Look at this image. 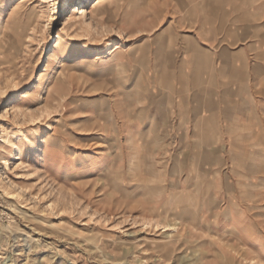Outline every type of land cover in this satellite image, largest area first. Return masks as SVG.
Returning <instances> with one entry per match:
<instances>
[{
    "label": "rangeland",
    "instance_id": "rangeland-1",
    "mask_svg": "<svg viewBox=\"0 0 264 264\" xmlns=\"http://www.w3.org/2000/svg\"><path fill=\"white\" fill-rule=\"evenodd\" d=\"M76 1L0 0V264H264L259 139L191 137L178 105L264 0H122L65 31Z\"/></svg>",
    "mask_w": 264,
    "mask_h": 264
},
{
    "label": "crops",
    "instance_id": "crops-1",
    "mask_svg": "<svg viewBox=\"0 0 264 264\" xmlns=\"http://www.w3.org/2000/svg\"><path fill=\"white\" fill-rule=\"evenodd\" d=\"M246 16L237 19L238 31L227 32L217 48H207L205 58L192 59L178 87L189 93L178 104L185 112L179 122L191 137H210L214 131L220 137L233 132L258 138L247 152L264 153V7L247 9Z\"/></svg>",
    "mask_w": 264,
    "mask_h": 264
},
{
    "label": "bare ground",
    "instance_id": "bare-ground-1",
    "mask_svg": "<svg viewBox=\"0 0 264 264\" xmlns=\"http://www.w3.org/2000/svg\"><path fill=\"white\" fill-rule=\"evenodd\" d=\"M49 2H53L52 6L53 8L51 9L54 11L52 14L53 19L56 18V14H60V8H58V5L61 4V0H48ZM121 1L122 0H89V3L87 4L86 0H77L75 4H73V12L69 14L68 18L66 19L64 29L65 31L72 29L77 26V23H79V26H77V29H82L84 32H90L94 28L98 29V26L104 25L111 23L113 21H116V18L121 14L122 11V6H121ZM135 1V0H134ZM40 2V1H39ZM68 5V3H66ZM108 6L107 12L109 13L107 17H103L100 20L97 21L96 26H93L90 22H88L86 19H83L85 17H88L89 15L94 17V14H97L101 12L102 8ZM16 9V8H15ZM31 11V10H30ZM79 17V19H77ZM118 19V18H117ZM59 38L62 36L59 35ZM105 51H109L112 47L113 44L112 42H108L106 44ZM74 79L73 76L66 77L64 80L65 83L69 82L70 80L72 81ZM232 103V102H231ZM11 108V107H10ZM20 112L24 113V110L20 107L17 106V109ZM48 111V108L45 110ZM128 143L130 144L129 146H133L135 144V138L133 135L129 136ZM19 148L16 147L15 150H12L10 155L11 158L16 157L17 152ZM243 159V158H242ZM10 160L8 158H3V162L5 164V168L8 167L10 164ZM9 193L19 197L20 193H17L16 191H8ZM53 202L49 204V206H53ZM146 225H153L156 227L157 230L163 229V231H169L172 229V224L170 223H165L162 221H156L155 223L152 222V220L145 222ZM174 225V224H173ZM175 226V225H174ZM146 260V259H145Z\"/></svg>",
    "mask_w": 264,
    "mask_h": 264
}]
</instances>
